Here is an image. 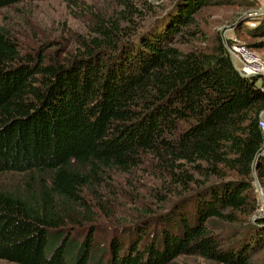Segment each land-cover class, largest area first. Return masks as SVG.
<instances>
[{"label":"trees","instance_id":"1","mask_svg":"<svg viewBox=\"0 0 264 264\" xmlns=\"http://www.w3.org/2000/svg\"><path fill=\"white\" fill-rule=\"evenodd\" d=\"M114 1L86 7L61 56L23 52L0 25V258L264 264V75L241 73L220 34L191 41L202 8L236 0H143L148 31L139 0ZM140 170L152 204L120 216Z\"/></svg>","mask_w":264,"mask_h":264},{"label":"rangeland","instance_id":"2","mask_svg":"<svg viewBox=\"0 0 264 264\" xmlns=\"http://www.w3.org/2000/svg\"><path fill=\"white\" fill-rule=\"evenodd\" d=\"M149 1L153 4L156 2V0ZM172 1L170 0L169 4ZM137 2L139 8H142L141 12L148 14V7L145 6L143 0ZM87 6L107 13L116 7V2L114 0H29L12 7L0 8V25L6 22L5 16L9 15L8 22H11L14 35L18 38L23 52L35 51L43 47L44 53L48 56H61L66 50L75 46L77 34L86 32ZM158 19L152 21L150 15H146L145 31H148V27ZM197 19L202 34L197 39L191 38L192 42L199 46H210L215 35L220 34L228 51V46L244 44L261 65L259 74L264 75V43L258 42L261 36L254 31L258 25L264 24V0H250V2L236 0L210 4L197 13ZM232 58L236 66L243 65L242 58L238 56H232ZM1 177L4 178L0 176V182L3 181ZM154 182L156 179L147 175L143 170L130 176V184L126 186L127 191L124 192L126 194L118 195L120 201V207H117L120 212L118 214L124 216L130 207L152 204L146 186ZM260 188L261 190H258L260 200L258 214L264 216V189L261 185ZM182 260L186 264H222L198 255L183 256ZM260 262L258 258L254 259V264H260ZM0 264L19 263L0 258Z\"/></svg>","mask_w":264,"mask_h":264},{"label":"built area","instance_id":"3","mask_svg":"<svg viewBox=\"0 0 264 264\" xmlns=\"http://www.w3.org/2000/svg\"><path fill=\"white\" fill-rule=\"evenodd\" d=\"M231 56H238L242 58L243 65L237 66L239 71L245 75H256L259 74L261 65L256 58L252 55L251 51L244 44H234L233 46H228ZM261 126L264 130V117L261 120Z\"/></svg>","mask_w":264,"mask_h":264},{"label":"water","instance_id":"4","mask_svg":"<svg viewBox=\"0 0 264 264\" xmlns=\"http://www.w3.org/2000/svg\"><path fill=\"white\" fill-rule=\"evenodd\" d=\"M233 60H234V59H233ZM234 63H235V61H234ZM247 76H252V75H247ZM261 116H262V117L264 116V110H263ZM255 184H256V186H257V190H261V188H260V183H259V180H258L257 178L255 179Z\"/></svg>","mask_w":264,"mask_h":264}]
</instances>
